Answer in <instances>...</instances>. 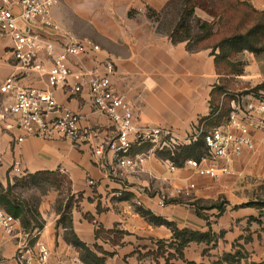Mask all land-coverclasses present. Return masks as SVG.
I'll use <instances>...</instances> for the list:
<instances>
[{"label":"crops","instance_id":"0c3cea01","mask_svg":"<svg viewBox=\"0 0 264 264\" xmlns=\"http://www.w3.org/2000/svg\"><path fill=\"white\" fill-rule=\"evenodd\" d=\"M172 1L56 0L53 17L62 32L51 39L59 47L69 40L98 44L101 52L72 57L70 67L106 75L105 62L111 60L112 86L132 105L136 128L162 129L183 146L192 143L196 130L215 120L211 114L216 87L225 86L219 110L226 96L236 99L230 104L233 109L264 98V90L245 94L264 83V54L240 53L233 62L243 64L242 73H222L218 50L191 49L189 41L175 42L158 31L148 12H161ZM239 1L264 13V0ZM9 47V40L0 36V88L18 74ZM46 83V76L32 73L19 85L44 89ZM55 98L62 109L83 117L80 127L90 132L88 139L73 142L59 135L43 139L23 132L18 118L0 117L4 188L18 178L44 172L58 173L67 182L66 198L57 187L43 196L38 208L41 230L26 233L19 222V234L8 236L0 228V264H18V248L36 242L49 248L52 264H83L60 223L70 200L72 230L106 264H264V135L254 125L250 134L256 149L234 158L231 173L217 179L201 176L189 163L174 167L158 155L161 145L152 142L135 146L130 157L138 167L125 168L108 150L95 154L116 137V128L96 110L88 84L79 94L58 88ZM13 101L0 93V116ZM203 119L207 121L198 129ZM257 119L253 117L254 123ZM20 138L24 140L18 142ZM17 162L19 174L14 171ZM210 166L209 160L201 163V169ZM146 214L179 231L208 237L181 248L174 229L156 225Z\"/></svg>","mask_w":264,"mask_h":264},{"label":"built area","instance_id":"2783aa9c","mask_svg":"<svg viewBox=\"0 0 264 264\" xmlns=\"http://www.w3.org/2000/svg\"><path fill=\"white\" fill-rule=\"evenodd\" d=\"M55 4L56 0H0V36L9 40L13 65L18 70V74L9 77L0 88L2 95H10L14 100L3 110L1 119L16 117L23 132L43 139H51L55 135L73 142L88 139L90 132L80 127L83 117L62 109L55 98L58 88L67 87L69 93L79 94L88 84L96 110L108 116L116 128V137L99 147L95 154L102 155L108 150L115 155L121 167L136 168L138 163L130 157L135 146L152 142L160 144L162 150L173 152L180 144L171 133L159 128H136L132 105L112 86L114 63L111 60L105 62L106 75L75 71L70 67V58L96 54L101 52V48L91 40H69L59 47L51 39L62 32L53 17ZM32 73L46 76V88L19 85ZM254 116H258L256 123ZM253 125L264 135V98L245 106H235L223 128L206 134L208 156L201 162L189 161V165L197 169L201 176L213 179L230 174L234 158L241 156L245 150L256 149V142L250 134ZM202 133L203 130H196L190 141H196ZM23 140L20 138L18 142ZM205 160H209L211 166L201 169ZM14 171L22 173L21 162L15 164ZM90 184L95 185V182L90 181ZM189 188L194 189L195 186ZM19 222L0 208V228L6 235L19 234ZM51 257V251L44 243L36 242L33 246L23 243L15 260L18 264H52Z\"/></svg>","mask_w":264,"mask_h":264},{"label":"trees","instance_id":"16d2710c","mask_svg":"<svg viewBox=\"0 0 264 264\" xmlns=\"http://www.w3.org/2000/svg\"><path fill=\"white\" fill-rule=\"evenodd\" d=\"M239 6H244L247 9L251 10L252 13L258 16L257 23L254 24L247 33L235 35L232 38H229L225 41V43L221 44L217 49L220 53L217 55V67L219 71L222 73H234L240 74L242 73L243 64L240 62H233L237 58L240 53L245 51L253 53L255 55L264 54V13L255 10L251 5L242 3L239 0H235ZM172 1L171 3H173ZM171 3L165 8L167 9L170 7ZM163 9V10H165ZM162 10V11H163ZM161 11V12H162ZM160 12H156L153 10H149L148 16L150 19L158 18ZM190 16L194 15V10L189 12ZM160 25V24H159ZM159 31V28H158ZM173 41L175 42H184L189 41L190 46V39L188 38H179L174 39L173 36L169 35ZM192 49V48H191ZM260 90H264V83L245 94L249 93H257ZM225 93V86L224 87H216L212 93V114L211 117L216 115L215 120L211 122L208 126L204 124L207 119H203L200 122L198 129L203 127V133L201 136L189 145H183L179 148H176L175 151H157L158 155L170 161L174 167H183L189 161H196L201 162L206 156H208V147L205 142V136L209 132L210 128H218L222 126L229 118L230 113L233 111L230 104L232 100L235 101L236 99L232 96H226L223 102V106L220 109V98ZM207 128V129H206ZM51 178H56L57 180H52ZM60 178V180H59ZM61 178H64L58 173H37L33 175H28L22 178H18L15 180V184L12 186L9 184L8 188H4L2 184H0V208L4 209L6 212L14 216L16 219H19L23 230L26 233H31L35 229L41 230L43 228V224H33L32 219L30 216L40 217L39 212L31 211L27 204L22 202L20 199L16 198L13 194L15 187L18 184L24 185L28 187L30 185H34L36 183L43 184L44 182L52 183L56 185L57 188L61 187ZM54 182H52V181ZM66 180V179H65ZM72 205L71 200L67 203L64 214L60 223L67 229L65 233V240L68 244L73 246L80 254L81 261L83 264H106L105 258L98 256L94 251L89 249L80 239L76 236L74 231L71 227V217H70V207ZM264 207V204L261 205ZM148 219L155 223L156 225H165L169 228L174 229L175 237L177 239H181V248L185 247L189 243L193 241H203L206 240L208 235L198 234L190 231H179L177 230L174 225L166 220L161 218L155 217L151 214H146Z\"/></svg>","mask_w":264,"mask_h":264},{"label":"rangeland","instance_id":"374dc122","mask_svg":"<svg viewBox=\"0 0 264 264\" xmlns=\"http://www.w3.org/2000/svg\"><path fill=\"white\" fill-rule=\"evenodd\" d=\"M173 1L170 7L160 12L158 18L153 21L157 23L161 34L171 35L174 39H190L192 49L210 48L217 51L215 49L229 38L247 33L258 20L256 14L244 6H239L235 0ZM191 10H194L193 16L189 15ZM55 187L56 185L48 182L28 187L18 184L13 194L27 204L31 211L39 212L43 196L53 191ZM60 190L61 195L65 196L63 198H66L67 182L64 178H61ZM30 218L34 225L41 224V218L36 215H31Z\"/></svg>","mask_w":264,"mask_h":264}]
</instances>
